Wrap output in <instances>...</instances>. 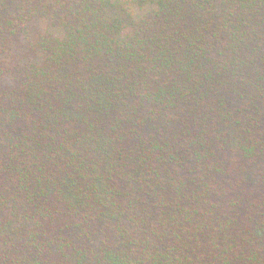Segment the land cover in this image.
<instances>
[{
	"label": "trees",
	"instance_id": "16d2710c",
	"mask_svg": "<svg viewBox=\"0 0 264 264\" xmlns=\"http://www.w3.org/2000/svg\"><path fill=\"white\" fill-rule=\"evenodd\" d=\"M0 264H264V0H0Z\"/></svg>",
	"mask_w": 264,
	"mask_h": 264
}]
</instances>
